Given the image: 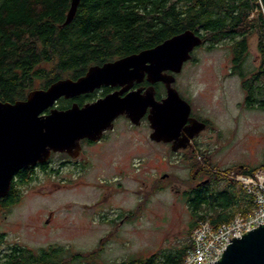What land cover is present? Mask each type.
Returning <instances> with one entry per match:
<instances>
[{"label": "trees", "instance_id": "obj_1", "mask_svg": "<svg viewBox=\"0 0 264 264\" xmlns=\"http://www.w3.org/2000/svg\"><path fill=\"white\" fill-rule=\"evenodd\" d=\"M70 2L0 0V100L25 99L32 89L47 88L60 78L77 79L91 65L137 53L192 30L202 37L201 46L208 44V49L222 42L231 45L232 68L228 74L241 79L242 106L264 111V0H80L72 21L65 24ZM255 34L262 59L247 72L248 41ZM66 102H59V108H65ZM202 162L210 165L209 157ZM260 169H264V163L213 172L216 178L210 180L209 186L195 189L193 199L187 200L194 216L190 233L200 219H209L218 226L231 222L237 213L247 215L252 211L251 195L228 180V174L236 171L254 175ZM222 181L235 191L223 190L217 193L215 202H210V184ZM146 202L141 203V211ZM3 237L0 234V242ZM189 246L157 257L158 260L151 256L114 264H181ZM17 248L0 255V264L53 263L50 252L35 254L27 248ZM103 250L100 245L75 256L81 258L82 264H99L96 257Z\"/></svg>", "mask_w": 264, "mask_h": 264}, {"label": "rangeland", "instance_id": "obj_2", "mask_svg": "<svg viewBox=\"0 0 264 264\" xmlns=\"http://www.w3.org/2000/svg\"><path fill=\"white\" fill-rule=\"evenodd\" d=\"M257 40L258 35L255 34L248 41L247 72L257 67L262 59ZM192 53L194 60L185 62L175 87L191 105L193 115L209 125V129L201 135L210 143L209 150H198L195 156L201 160L210 157L209 163L221 171L233 166L256 167L264 163V111L242 106L244 91L241 79L228 74L232 68L231 45L222 42L208 49V44H205L195 48ZM38 86L39 83L36 84ZM148 124H143L141 129H132L120 120L117 128L121 131L132 129L128 133L131 162L129 205L133 209L142 194L150 195L143 217L132 225L130 233L110 236L102 235L99 230L91 231L86 227L88 219L84 214L81 221L86 225L83 224L82 233H70L69 229H59V226L44 229L39 220L49 212L55 213L56 225L60 226L67 216L74 221L78 212L76 209L66 212L63 208L66 203L60 195L42 197L37 194L38 191L30 189L24 192L22 201L16 207L5 211L0 218V234L4 236L0 251L8 250L7 247L15 244L37 248L49 242H71L86 252L95 249L100 238H103V243L107 245L96 260L99 264H114L131 259L144 260L151 256L162 258L191 245L189 226L194 216L182 196L186 187L181 185L187 183L188 165L182 160L181 153L175 154L167 143H151L148 137L145 140V131L150 129ZM160 174H168L163 179L165 187L153 194L150 192L151 182ZM139 175L144 184L140 185L135 180ZM239 186L237 183L238 189ZM209 189L213 195L211 198L208 194L210 202H215L217 193L223 190L235 191L224 181L212 182ZM95 199L93 189L82 190V202H93Z\"/></svg>", "mask_w": 264, "mask_h": 264}, {"label": "water", "instance_id": "obj_3", "mask_svg": "<svg viewBox=\"0 0 264 264\" xmlns=\"http://www.w3.org/2000/svg\"><path fill=\"white\" fill-rule=\"evenodd\" d=\"M79 2L71 0L65 24L72 21ZM202 44L200 35L184 30L154 47L91 65L77 79L61 78L47 88L32 89L25 99L0 100V199L9 193L18 171L45 162L52 151L73 154L74 149L79 150L81 139H99L104 131L113 128V121L120 115L140 125L149 111L150 139L172 143L174 152L186 148L190 139L206 129V123L190 116L191 105L172 86L174 75L165 71L180 73L184 63L192 59L194 49ZM145 73L148 82L165 84L166 96L161 100L155 99L151 86L145 94L131 91L119 97L115 93L83 106L73 103L66 109L57 108L60 98L89 93L101 85L128 82L125 89H129ZM230 241L214 264H264V224Z\"/></svg>", "mask_w": 264, "mask_h": 264}, {"label": "flooded vegetation", "instance_id": "obj_4", "mask_svg": "<svg viewBox=\"0 0 264 264\" xmlns=\"http://www.w3.org/2000/svg\"><path fill=\"white\" fill-rule=\"evenodd\" d=\"M193 60L194 56L192 53V59L190 61ZM165 72L174 75L175 82L172 86L177 89L175 84L181 72L178 74H174L169 70ZM127 86H129L128 82L123 85H101L99 88L89 93H83L69 99L60 98L57 101V108L60 109L58 105L61 101H67L66 103L68 104L66 107L61 108L66 109L73 103L83 106L86 103L94 102L109 94L116 93L119 97H124L131 91L145 94L146 90L151 86L155 89L154 95L156 100L159 101L166 96L165 84L162 82L153 84L148 82L146 73L140 81H133L129 89H125ZM48 111L49 110H46V113H48ZM148 112L149 111H147L146 115L141 119L140 125L133 124L126 115H120L113 121V128L104 131L99 139L95 141L88 138L81 139L79 150L74 149L71 152L73 154L52 151L45 162H38L34 166L18 171L12 179L9 193L4 198L0 199V218L5 211H9L16 207L22 201L26 190L29 191L32 189L33 191H38L37 194L42 197L60 195L64 198L63 202L66 203L63 206L66 212L70 213L72 209H76L75 211L78 212L74 221L71 220V216H67L64 224L60 226L56 225L57 217L55 213L51 211L44 216L42 220H39L40 226L44 229H54L56 226H59V229H69L70 233H82L84 223L81 219L84 214L88 219V223L86 224L89 226L86 224L84 225L91 231L99 230L102 235L110 236L130 233L132 225L143 217L142 214L144 209H142V211L140 210L141 203L148 200L150 195H147V193L142 194L140 199L136 201V205L133 209L129 205L131 196V162L128 133L132 129H141L142 125L148 122ZM190 116L198 121L205 122L206 129L200 131L198 135L190 139L186 148L175 151V154L181 153L182 160L188 165L187 183L186 185L181 184L186 187L182 192V196L185 200L193 199L192 197L195 194V189L209 186L210 180L216 178L212 173H217L219 171V168L213 166L211 163L207 166L202 162L201 158L196 160L194 157L196 151H206L209 147L210 143L204 140V138H201L203 132L209 129V125L206 121L195 117L192 110ZM120 120L123 123H127L128 127L132 129L129 131L118 130L117 128ZM148 127L150 128L149 124ZM151 132V129H149L148 132L145 131V140L148 137L147 140L149 142L160 143L150 139ZM167 144L171 146L172 149V143ZM209 160H211L210 157ZM167 176L168 174H165V176H163V174L156 175L151 182L152 186L150 187V192L154 190V192H152L154 194L161 191L163 179ZM135 180H137L140 185L145 183L140 175L138 178H135ZM85 189H93L96 192V199L93 202H82L80 200V198H82V190ZM97 245H103L105 248L107 244L103 243V238H100ZM15 247L27 248L35 254L43 250L50 252L49 257L54 264H82L81 258L75 256L77 252H81L80 247L76 246L75 243L49 242L45 246L37 248L15 244L7 247L8 250L1 251L0 255L4 256L10 251L14 252ZM17 251L18 250H16V252ZM73 256H75V258H73Z\"/></svg>", "mask_w": 264, "mask_h": 264}, {"label": "built area", "instance_id": "obj_5", "mask_svg": "<svg viewBox=\"0 0 264 264\" xmlns=\"http://www.w3.org/2000/svg\"><path fill=\"white\" fill-rule=\"evenodd\" d=\"M228 180L240 185L253 200V210L247 215L235 214L232 221L213 225L209 219H200L190 233L191 245L181 264H214L230 244V238L242 235L264 224V169L254 175L231 171Z\"/></svg>", "mask_w": 264, "mask_h": 264}]
</instances>
